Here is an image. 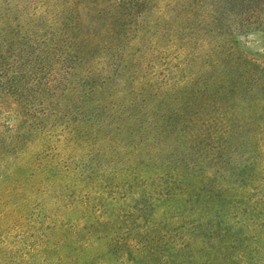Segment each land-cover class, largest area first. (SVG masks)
<instances>
[{"label": "rangeland", "instance_id": "374dc122", "mask_svg": "<svg viewBox=\"0 0 264 264\" xmlns=\"http://www.w3.org/2000/svg\"><path fill=\"white\" fill-rule=\"evenodd\" d=\"M23 5L0 0V264H264V0L140 2L127 67L84 79L37 61Z\"/></svg>", "mask_w": 264, "mask_h": 264}, {"label": "trees", "instance_id": "16d2710c", "mask_svg": "<svg viewBox=\"0 0 264 264\" xmlns=\"http://www.w3.org/2000/svg\"><path fill=\"white\" fill-rule=\"evenodd\" d=\"M145 1L24 0V10L30 9L34 19L37 61L53 63L70 77L118 76L127 67L130 39L149 33L144 21L146 10H138L139 3ZM83 10L85 16H81ZM82 17L101 26L94 33L85 31ZM23 26L26 40L29 33H25V22Z\"/></svg>", "mask_w": 264, "mask_h": 264}]
</instances>
